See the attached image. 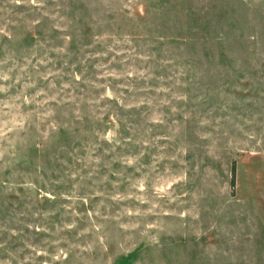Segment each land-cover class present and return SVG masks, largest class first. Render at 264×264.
<instances>
[{
    "label": "rangeland",
    "instance_id": "obj_1",
    "mask_svg": "<svg viewBox=\"0 0 264 264\" xmlns=\"http://www.w3.org/2000/svg\"><path fill=\"white\" fill-rule=\"evenodd\" d=\"M0 264H264V0H0Z\"/></svg>",
    "mask_w": 264,
    "mask_h": 264
},
{
    "label": "trees",
    "instance_id": "obj_2",
    "mask_svg": "<svg viewBox=\"0 0 264 264\" xmlns=\"http://www.w3.org/2000/svg\"><path fill=\"white\" fill-rule=\"evenodd\" d=\"M230 183L232 184L233 183V168H231V179H230Z\"/></svg>",
    "mask_w": 264,
    "mask_h": 264
}]
</instances>
